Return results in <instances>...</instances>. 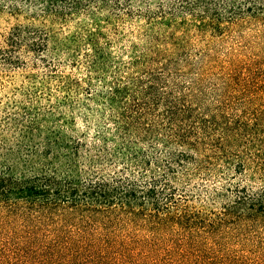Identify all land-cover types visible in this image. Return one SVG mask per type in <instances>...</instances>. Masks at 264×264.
<instances>
[{
    "label": "trees",
    "instance_id": "trees-1",
    "mask_svg": "<svg viewBox=\"0 0 264 264\" xmlns=\"http://www.w3.org/2000/svg\"><path fill=\"white\" fill-rule=\"evenodd\" d=\"M226 1L237 9L238 0ZM243 1L244 14L261 19L264 0ZM209 5L202 0L196 6ZM244 21L198 25L220 30ZM157 23L166 32L159 31L155 45L125 67L132 71L128 80L112 82L106 101L116 113L96 121L93 144L85 143V133L66 137L56 119L43 126L41 143L32 149H0V264H264V246L239 249L223 243L240 231L264 239V80L254 84V60L232 54L225 86L231 94H249L248 109L230 116L193 113L199 81L177 92L173 77L190 66L186 20L166 16ZM97 35L87 33L84 42L93 52L90 68L103 75L108 57ZM61 44L50 51L43 43L44 59L63 67L69 60L74 67L79 40ZM171 69L170 84L165 72L143 74ZM83 107L91 111L90 104ZM160 108L162 114L152 115ZM51 115L46 110L43 118ZM83 120L89 129L91 122ZM68 121L74 125L76 118ZM214 160L261 186L226 187L233 199L219 210L174 201V182L193 179L205 171L204 164L219 168ZM106 164L115 167L114 174L106 173Z\"/></svg>",
    "mask_w": 264,
    "mask_h": 264
},
{
    "label": "rangeland",
    "instance_id": "rangeland-1",
    "mask_svg": "<svg viewBox=\"0 0 264 264\" xmlns=\"http://www.w3.org/2000/svg\"><path fill=\"white\" fill-rule=\"evenodd\" d=\"M201 2L0 0V149H32L41 143L43 126H49L56 119H59L57 124L65 128L66 137L77 138L85 133V143L93 144L96 121L106 122L116 113L106 101L112 82L129 79L127 75L132 71L126 73L125 67L134 56L155 45L159 31L166 32L165 26H157V21L166 16L179 21L184 19L187 23L189 47L185 54L190 58V66L184 65L187 70L173 77H177L176 82L180 86L177 92L200 85L194 91L196 99L191 98L193 113L215 112L230 116L248 109L246 98L249 94H231L225 86L228 75L226 61L232 54L247 56L256 63L251 68L257 73L254 84L259 83L258 78L264 80V9L260 13L261 19L253 20L244 14L246 4L243 0L237 1V9H232L231 2L226 0H208V9L196 6ZM50 6L56 11L47 10ZM243 17L246 21L231 29L225 25L220 30L210 27L204 31L198 25L201 20L215 26L218 20L226 22ZM89 32L98 33L101 48L108 57L103 75L90 68L93 52L84 42ZM75 37L79 40V48L73 58L76 61L74 67L69 60L64 59L67 65L63 67L50 57L44 59L43 43L47 41L52 51L55 43L61 46V43ZM149 39H152V45ZM207 60L210 64L204 67ZM147 64L148 69L156 68L155 64ZM243 70L244 67L240 66L237 75H242ZM149 72H165L170 84L169 73L175 71L145 70L143 74L148 75ZM224 91L228 95H224ZM85 103L90 104V112L84 110ZM256 105V102L250 104L251 107ZM46 110H51L54 115L45 120ZM162 112L163 108H160L152 111V115ZM84 116L91 122L89 129L84 127ZM72 117L76 118L74 125L68 121ZM113 132L109 126V135ZM213 163L220 167L214 169L204 164L205 171L193 179L176 180L173 184L175 190L171 191L174 201L179 204L189 201L196 207L219 210L222 203L233 199L229 192L223 191L226 187L231 188L238 182L253 189L261 186L254 180L234 175L219 161L214 160ZM106 166V173L114 174L115 167ZM245 233L232 232L224 237L223 243L239 249L264 246V239L254 234L245 236Z\"/></svg>",
    "mask_w": 264,
    "mask_h": 264
}]
</instances>
